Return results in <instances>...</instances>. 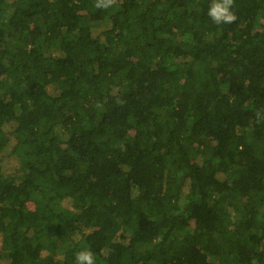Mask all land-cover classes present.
I'll return each mask as SVG.
<instances>
[{
  "label": "trees",
  "instance_id": "trees-1",
  "mask_svg": "<svg viewBox=\"0 0 264 264\" xmlns=\"http://www.w3.org/2000/svg\"><path fill=\"white\" fill-rule=\"evenodd\" d=\"M208 6L0 0V264H264V0Z\"/></svg>",
  "mask_w": 264,
  "mask_h": 264
},
{
  "label": "clouds",
  "instance_id": "clouds-1",
  "mask_svg": "<svg viewBox=\"0 0 264 264\" xmlns=\"http://www.w3.org/2000/svg\"><path fill=\"white\" fill-rule=\"evenodd\" d=\"M114 0H95V8L108 9ZM233 0H209L208 17L217 24H231L236 20ZM96 254L90 248H81L75 253V264H96Z\"/></svg>",
  "mask_w": 264,
  "mask_h": 264
},
{
  "label": "rangeland",
  "instance_id": "rangeland-1",
  "mask_svg": "<svg viewBox=\"0 0 264 264\" xmlns=\"http://www.w3.org/2000/svg\"><path fill=\"white\" fill-rule=\"evenodd\" d=\"M29 206H30L31 209L35 208V204L33 202H30Z\"/></svg>",
  "mask_w": 264,
  "mask_h": 264
}]
</instances>
